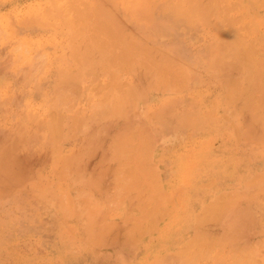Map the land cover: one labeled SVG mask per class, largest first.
I'll return each instance as SVG.
<instances>
[{
    "label": "crops",
    "instance_id": "obj_1",
    "mask_svg": "<svg viewBox=\"0 0 264 264\" xmlns=\"http://www.w3.org/2000/svg\"><path fill=\"white\" fill-rule=\"evenodd\" d=\"M0 264H264V0H0Z\"/></svg>",
    "mask_w": 264,
    "mask_h": 264
},
{
    "label": "bare ground",
    "instance_id": "obj_2",
    "mask_svg": "<svg viewBox=\"0 0 264 264\" xmlns=\"http://www.w3.org/2000/svg\"><path fill=\"white\" fill-rule=\"evenodd\" d=\"M111 125V124H110Z\"/></svg>",
    "mask_w": 264,
    "mask_h": 264
}]
</instances>
